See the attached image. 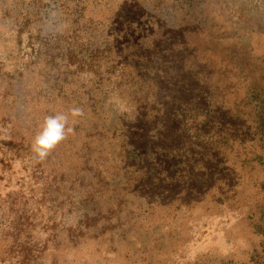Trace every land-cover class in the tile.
I'll list each match as a JSON object with an SVG mask.
<instances>
[{"label":"rangeland","instance_id":"rangeland-1","mask_svg":"<svg viewBox=\"0 0 264 264\" xmlns=\"http://www.w3.org/2000/svg\"><path fill=\"white\" fill-rule=\"evenodd\" d=\"M0 264H264V0H0Z\"/></svg>","mask_w":264,"mask_h":264},{"label":"clouds","instance_id":"clouds-1","mask_svg":"<svg viewBox=\"0 0 264 264\" xmlns=\"http://www.w3.org/2000/svg\"><path fill=\"white\" fill-rule=\"evenodd\" d=\"M81 116H83V111L78 107L71 108L68 114L47 116L32 142V152L35 158L39 161L47 159L49 154L73 131L69 127V118L71 117L75 122L76 118Z\"/></svg>","mask_w":264,"mask_h":264}]
</instances>
